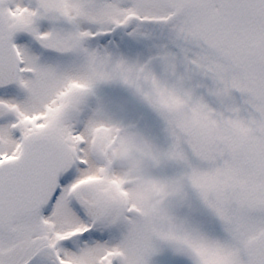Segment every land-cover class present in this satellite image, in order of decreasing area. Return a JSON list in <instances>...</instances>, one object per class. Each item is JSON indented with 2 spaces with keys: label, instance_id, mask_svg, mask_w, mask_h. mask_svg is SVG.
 Here are the masks:
<instances>
[{
  "label": "snow or ice",
  "instance_id": "6c2138e0",
  "mask_svg": "<svg viewBox=\"0 0 264 264\" xmlns=\"http://www.w3.org/2000/svg\"><path fill=\"white\" fill-rule=\"evenodd\" d=\"M0 264H264V0H0Z\"/></svg>",
  "mask_w": 264,
  "mask_h": 264
}]
</instances>
